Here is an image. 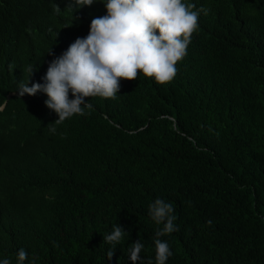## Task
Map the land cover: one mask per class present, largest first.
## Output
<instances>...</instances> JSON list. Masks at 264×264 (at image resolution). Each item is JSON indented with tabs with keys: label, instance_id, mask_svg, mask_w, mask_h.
Listing matches in <instances>:
<instances>
[{
	"label": "trees",
	"instance_id": "16d2710c",
	"mask_svg": "<svg viewBox=\"0 0 264 264\" xmlns=\"http://www.w3.org/2000/svg\"><path fill=\"white\" fill-rule=\"evenodd\" d=\"M106 2L0 0V264L21 248L24 264H133L137 240L135 264H157V198L177 217L165 264H264V0H182L207 14L171 82L121 80L56 124L17 85L29 65L28 86L45 83Z\"/></svg>",
	"mask_w": 264,
	"mask_h": 264
},
{
	"label": "clouds",
	"instance_id": "9594fccd",
	"mask_svg": "<svg viewBox=\"0 0 264 264\" xmlns=\"http://www.w3.org/2000/svg\"><path fill=\"white\" fill-rule=\"evenodd\" d=\"M75 3L91 5L93 0H75ZM105 7L107 14L91 21L88 35L77 38L50 63L43 77L45 83L28 86L34 71L33 65H29L27 81L21 80L17 85L21 97L44 92L48 97L45 106L58 116L56 124L74 114L83 115L81 106L90 107L84 102L86 97L116 96L121 80H135L143 74L160 85L171 82L177 73L176 65L185 57L190 38L197 29L198 11L207 14V9L193 11L195 5H186L182 0H107ZM148 211L157 225H163L155 232L154 243L157 264H165L172 252L160 237L178 230L174 225L177 219L174 207L171 202L157 198L149 204ZM207 223L211 225V221ZM125 233L115 224L111 234L103 237L113 245L107 252L109 260ZM143 248L140 240L129 245L133 264L140 259ZM27 255L21 248L17 264H24ZM2 264L10 262L4 259Z\"/></svg>",
	"mask_w": 264,
	"mask_h": 264
}]
</instances>
